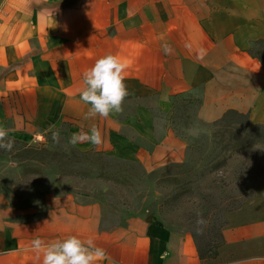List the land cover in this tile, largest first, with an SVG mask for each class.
I'll return each mask as SVG.
<instances>
[{"label":"crops","instance_id":"crops-1","mask_svg":"<svg viewBox=\"0 0 264 264\" xmlns=\"http://www.w3.org/2000/svg\"><path fill=\"white\" fill-rule=\"evenodd\" d=\"M108 54L127 63L129 94L122 112L86 119L83 73ZM176 95L201 100L195 117L204 124L234 110L264 127V0H0L7 137L34 143L53 130L96 126L103 143L81 142L84 150L154 170L185 161L188 145L170 125ZM261 194L226 213L214 259L154 216L110 220L78 194L47 195L41 214L15 213L0 200V264H42L31 242L68 236L103 249L96 264H264Z\"/></svg>","mask_w":264,"mask_h":264},{"label":"rangeland","instance_id":"rangeland-1","mask_svg":"<svg viewBox=\"0 0 264 264\" xmlns=\"http://www.w3.org/2000/svg\"><path fill=\"white\" fill-rule=\"evenodd\" d=\"M174 104L170 125L188 145L185 161L191 160L194 168L190 177L177 176L172 183V172L167 170L170 164L150 170L86 151L81 142L71 145L72 133L62 128L34 143L9 137L3 141L10 140L13 147L10 151L0 148L2 204L15 213L33 209L41 214L47 195L78 194L82 200L97 201L110 220L149 214L169 230L192 237L206 257L218 252L226 213L264 193V129L255 144L234 151L240 136L235 129L244 128L239 119L231 129L224 124H204L195 117L196 102L178 98ZM55 131L60 133L58 141L52 138ZM27 147L38 151L30 152ZM210 154L219 158L206 159ZM222 158L224 164L214 169ZM254 216L258 215L240 214L244 219ZM198 219L204 223L198 225Z\"/></svg>","mask_w":264,"mask_h":264},{"label":"clouds","instance_id":"clouds-1","mask_svg":"<svg viewBox=\"0 0 264 264\" xmlns=\"http://www.w3.org/2000/svg\"><path fill=\"white\" fill-rule=\"evenodd\" d=\"M163 50L165 54L172 52L167 44L163 45ZM126 69V62L116 55L108 54L97 59L92 67L85 70L80 100L90 105L86 119L96 116L107 119L111 114L122 112V104L129 94L124 83ZM7 136V129L0 127V148L10 151L13 143L10 140L7 143L3 142ZM59 136V131L52 133L54 141H58ZM85 141L100 146L103 143L101 130L93 126L89 132L81 130L69 138V143L73 146ZM203 223L202 219L197 220L198 225ZM31 250L38 260L42 257V264H96L107 255L103 249L95 247L91 239L82 241L76 236H68L64 240L49 243L35 239L31 242Z\"/></svg>","mask_w":264,"mask_h":264},{"label":"trees","instance_id":"trees-1","mask_svg":"<svg viewBox=\"0 0 264 264\" xmlns=\"http://www.w3.org/2000/svg\"><path fill=\"white\" fill-rule=\"evenodd\" d=\"M178 98H184V99H188L189 101L196 102L197 103V109L201 105V100L198 99V98H195V97H192V96L185 97V96H177L176 95V96L173 97V101H172L173 109H174V106H175L174 100H177ZM173 114H174V110H173ZM236 118L239 119V122L241 124H243V126H244L243 129H240V128L235 129L236 132H238L240 136L237 137V140L234 143V151H238L239 152V151H242L243 149L247 148L251 144H255L257 138L260 137V129H264V127L260 126V125H253V124H250V123H246V119H248V116L246 114H242V113H239V112L234 111V110L226 111L220 119H218L217 121H215V122H213L211 124H224L226 129H231V128H233V126H234V124L236 122V120H235ZM244 131H246V136H244ZM253 131L256 132L254 135H253ZM27 150L30 151V152L38 151L36 148H33V147H27ZM192 150L195 151V148H192ZM196 150H200V149L198 148ZM42 152L46 153L45 150H43ZM212 153L214 154L213 151H211V154ZM96 154L103 155L101 153H96ZM211 154L207 155L206 159H209V158L217 159V158H219L218 154L217 155H213V157H211ZM185 162L173 163V164H170V165L167 166V170H170L172 172V174H171L172 178L170 179L172 183L174 181H176L175 178L177 176L190 177L194 173V168H193V166L190 165L191 164V160L186 162V163ZM224 162H225L224 158H222L220 161H217L216 162V166L214 167V169H216L218 166L220 167L222 164H224ZM206 170L207 169H204L203 172H205ZM187 190H190V189H187ZM220 239H221V243H220L219 247H221L222 243H223L222 242V236H220ZM217 253H218L217 251H214V252L210 253L209 257H206L198 249V254H199L200 258H202V259H214L217 256Z\"/></svg>","mask_w":264,"mask_h":264}]
</instances>
